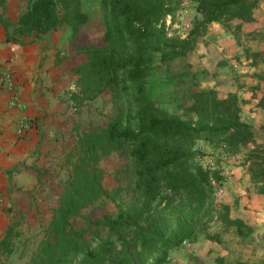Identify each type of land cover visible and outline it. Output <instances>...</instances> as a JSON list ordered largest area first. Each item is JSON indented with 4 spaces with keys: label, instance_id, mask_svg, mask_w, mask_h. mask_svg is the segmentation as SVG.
<instances>
[{
    "label": "trees",
    "instance_id": "16d2710c",
    "mask_svg": "<svg viewBox=\"0 0 264 264\" xmlns=\"http://www.w3.org/2000/svg\"><path fill=\"white\" fill-rule=\"evenodd\" d=\"M259 1L198 0L185 38L170 35L164 23L174 14L176 0H102L104 34L93 42L79 34L88 22L81 0H26L15 24L1 20L6 40L21 45L67 26L71 44L57 63L74 79V90L67 92L74 112L105 93L119 105L116 118L100 129L74 126L75 144L66 154L70 175L28 264H164L173 248L212 219L209 175L191 165L194 141L201 135L224 137L232 152L252 146L247 172L264 185V146L241 120L235 93L220 96L216 88L194 92L181 117L169 115L146 87L157 64L184 56L213 23L227 28L235 19L250 21ZM259 107L264 110V97ZM112 155L128 158L130 164L116 172L117 186L110 190L101 162ZM34 169L41 181L43 171ZM131 195L136 199L126 204ZM103 199L115 203L117 211L86 218L96 230L89 241L70 223ZM16 227H6L0 255L13 253Z\"/></svg>",
    "mask_w": 264,
    "mask_h": 264
},
{
    "label": "rangeland",
    "instance_id": "374dc122",
    "mask_svg": "<svg viewBox=\"0 0 264 264\" xmlns=\"http://www.w3.org/2000/svg\"><path fill=\"white\" fill-rule=\"evenodd\" d=\"M197 1L188 0L185 8L182 0H176L175 6L172 4L175 12L164 22L170 35L188 36L197 16ZM24 6L22 0H12L14 14ZM81 9L88 15V22L81 26L80 37L90 42L101 39L102 0H81ZM186 24L190 25L189 29ZM226 26L211 24L203 36L192 42L191 50L184 56L157 64L146 87L152 99L169 115L181 117L191 105L190 96L194 92L216 88L220 96L235 93L241 102V120L252 126L258 143L264 146V110L259 107L264 97V0L255 5L250 21L235 19ZM41 42L46 55H54V51L56 55H66L71 44L70 29L62 26ZM63 80L61 101L65 104L66 125L58 136L62 142L49 143L47 150L34 155V184L27 190L16 188L11 207L5 211L9 219L2 218V230L7 223L17 225L14 251L10 256L0 255V264H28L43 239L53 209L58 206L63 182L70 175L66 154L75 144L74 126L100 129L118 115V102L110 93L100 95L79 114L75 113L67 96V92L74 90V79L64 73ZM251 149L252 146L240 147L232 152L224 137L209 139L201 135L195 139L192 167L216 179L223 193L216 195L212 191V219L200 233L173 248L164 264H264V185L256 183L247 172L246 156ZM210 163L214 164L213 169H209ZM127 164H130L128 158L117 155L101 162L107 189L117 186L116 172ZM34 167L43 171L41 181ZM131 197L126 204L136 199ZM116 211L115 203L103 199L84 209L70 225L83 230L86 238L93 241L96 230L88 226L86 218L91 213L101 216ZM234 221L240 228L231 224Z\"/></svg>",
    "mask_w": 264,
    "mask_h": 264
},
{
    "label": "crops",
    "instance_id": "0c3cea01",
    "mask_svg": "<svg viewBox=\"0 0 264 264\" xmlns=\"http://www.w3.org/2000/svg\"><path fill=\"white\" fill-rule=\"evenodd\" d=\"M24 4L26 0H22ZM20 12L14 14L12 0H0V70L13 74L15 93L21 101V105L10 107L11 93L0 88V240L9 225L2 230V218L9 219L5 211L11 207L16 188L27 190L34 184V155L47 150L49 143L62 142L58 136L66 125L61 101L66 72L57 63V53L46 55L41 41L21 45L6 40L1 20L13 25ZM22 116L32 119L33 126L18 136Z\"/></svg>",
    "mask_w": 264,
    "mask_h": 264
},
{
    "label": "built area",
    "instance_id": "2783aa9c",
    "mask_svg": "<svg viewBox=\"0 0 264 264\" xmlns=\"http://www.w3.org/2000/svg\"><path fill=\"white\" fill-rule=\"evenodd\" d=\"M188 4V0H182V7H186ZM186 28H190L189 24L185 25ZM0 88L7 90L11 93V99L9 101L10 107H16L18 105H21V101L19 100V97L17 93H15V80L14 76L11 72L6 70H0ZM33 126L32 119H30L28 116H22L19 120L16 133L18 136H23L28 130H30ZM214 164L210 163L209 169H213ZM209 183L212 186L213 190L215 191L216 195H221L223 193V188L220 186V183L216 181L213 177H209Z\"/></svg>",
    "mask_w": 264,
    "mask_h": 264
}]
</instances>
